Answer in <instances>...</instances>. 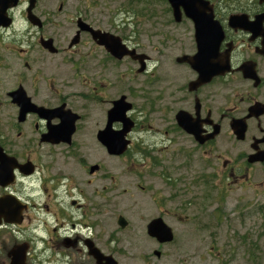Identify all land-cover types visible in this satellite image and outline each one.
I'll use <instances>...</instances> for the list:
<instances>
[{
  "label": "flooded vegetation",
  "instance_id": "1",
  "mask_svg": "<svg viewBox=\"0 0 264 264\" xmlns=\"http://www.w3.org/2000/svg\"><path fill=\"white\" fill-rule=\"evenodd\" d=\"M75 1L0 0V65L4 56L13 55L17 82L7 91L12 112L4 123L0 118L2 158L8 159H0V264H112L98 261L95 248L125 264L122 259L129 253L113 233L99 230L96 199L112 194L115 176L85 156L79 158V173L69 176L66 156H76L78 146L105 150L99 136L108 126L109 111L123 95L131 99L130 89L116 92L117 68L131 69L141 60L148 67L151 58L139 32L118 14L103 25L91 11L95 0ZM159 1L161 88L157 106L150 108L159 113L164 130L158 132L175 144L186 142L175 154L189 163L220 162L217 186L238 183L257 189L262 182H256L255 174L261 170L264 175V0H201L202 10L194 16ZM136 12L134 24L143 17V10ZM197 27L205 34L203 57L214 68L207 81H199V71L181 61L199 54ZM169 61L184 68L183 74L167 72ZM20 87L29 105L13 101L10 94ZM133 109L131 141L140 123ZM180 115L192 133L181 127ZM74 117L68 142L62 129ZM121 126L113 122V133ZM93 164L98 166L94 172ZM166 184L171 189L177 185L170 176ZM174 209L161 211L147 226L156 218L169 224L178 217Z\"/></svg>",
  "mask_w": 264,
  "mask_h": 264
},
{
  "label": "rangeland",
  "instance_id": "2",
  "mask_svg": "<svg viewBox=\"0 0 264 264\" xmlns=\"http://www.w3.org/2000/svg\"><path fill=\"white\" fill-rule=\"evenodd\" d=\"M75 3L73 0L72 5ZM95 4L91 11L100 24L105 25L114 16L118 19L115 15L118 14L139 32L144 51L151 56L147 73H138L139 65H132L128 70L127 67L117 68L116 92L131 90L132 114L140 122L130 135L128 154L111 156L100 147L78 146L74 150L76 156L71 157L70 153L66 156L69 176L81 170V156L89 163L102 162L105 170L115 176L112 194L96 199L101 235L111 232L116 239L122 240L121 246L129 252L122 259L125 264H264V175L261 170L255 174L256 182H262L257 190L231 183L218 185L221 190L217 192L215 183H219L217 173L222 164L215 160L189 163L175 154L186 142L175 144L170 141V135L158 132L164 130L158 125L161 123L159 113L150 108L157 106L156 97L161 88L157 83L162 75L158 65L161 46L156 14L163 9V3L159 0H95ZM137 10H143V17H140L141 22L134 24L135 15L139 14ZM13 58V55L4 56L5 62L0 65V118L3 123L12 112L7 91L17 83ZM165 70L180 75L185 71L176 68L172 61L165 65ZM123 74L126 78L121 83ZM182 81L177 83L182 84ZM172 155H176V160ZM169 176L177 183L174 189L166 184ZM203 178H207L208 183ZM171 195L176 197L172 200ZM173 207L178 217L169 224L175 230V239L159 244L148 235L147 224L161 211ZM119 215L128 220L126 229L120 228ZM187 216L190 219L184 222ZM155 250L161 251V256H156Z\"/></svg>",
  "mask_w": 264,
  "mask_h": 264
},
{
  "label": "water",
  "instance_id": "3",
  "mask_svg": "<svg viewBox=\"0 0 264 264\" xmlns=\"http://www.w3.org/2000/svg\"><path fill=\"white\" fill-rule=\"evenodd\" d=\"M169 2L176 13L180 12V7L182 6L186 14L189 16H194L193 14L194 11L195 12L201 11L202 8L199 7V5L200 4L203 5L201 0H169ZM196 36L199 45V54L193 58L186 56L185 58H182L181 61H187L194 69H197L199 71L200 73L199 81H207L206 79H209L210 75L213 74V73H209V70H212L214 68L209 63H207V61L203 57L206 49H204L205 34L202 31L201 27L199 29L197 27ZM119 57H122V55H120ZM198 58H203V59L199 60ZM145 68H146L145 61L141 60V66L138 71L143 72ZM206 76H208V78H206ZM10 95L13 97V101H19L22 106L30 104V99L27 97L25 90L22 87L12 92ZM131 108H132V104L126 102V96H122L120 99L116 100L114 107L109 111L108 126L102 133H100L99 138L101 142L106 146L108 152L112 155H122L128 149L130 140L127 139V135L135 124L134 121L127 115V112ZM22 112L25 113L26 108H24ZM75 121H76V117L72 118V120H68L67 125L64 126V128L62 129L63 132H66V136L63 138L65 141H70V137L75 129ZM115 121L121 122L123 124V127L122 129L115 130V133H113L112 123ZM179 123L181 127H183L185 130L191 133L193 132V130L189 127L188 122L183 118L182 115H180L179 117ZM201 141H203V139H201ZM2 154L4 155L3 150L0 147V159L2 161L8 162V159L2 158ZM95 168H97V166H93L91 170L94 171ZM118 223L122 227H125L128 224L127 220L123 216L119 217ZM148 233L151 236L156 237L162 243L170 242L174 239L173 229L169 225H167L162 218H156L149 223ZM92 254L95 256V258L98 261H102L103 259H108L107 257H104L98 249H95V251H93ZM156 254L160 255V252L157 251ZM109 258L111 259V262L113 264H116V262L113 261L112 257Z\"/></svg>",
  "mask_w": 264,
  "mask_h": 264
}]
</instances>
